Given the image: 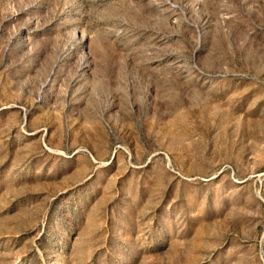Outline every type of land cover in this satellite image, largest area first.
Returning <instances> with one entry per match:
<instances>
[{"label": "rangeland", "instance_id": "rangeland-1", "mask_svg": "<svg viewBox=\"0 0 264 264\" xmlns=\"http://www.w3.org/2000/svg\"><path fill=\"white\" fill-rule=\"evenodd\" d=\"M0 264H264V0H0Z\"/></svg>", "mask_w": 264, "mask_h": 264}]
</instances>
